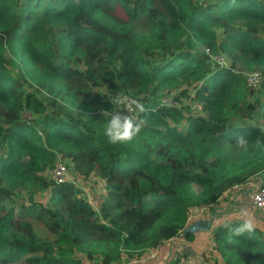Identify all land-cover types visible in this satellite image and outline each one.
<instances>
[{"label":"trees","instance_id":"trees-1","mask_svg":"<svg viewBox=\"0 0 264 264\" xmlns=\"http://www.w3.org/2000/svg\"><path fill=\"white\" fill-rule=\"evenodd\" d=\"M192 89L203 114L159 102ZM116 93L148 109L131 143L103 134ZM258 126L264 0H0V264H186L171 240L196 213L264 187V151L234 144ZM240 222L214 225L206 264H264V231Z\"/></svg>","mask_w":264,"mask_h":264},{"label":"clouds","instance_id":"clouds-1","mask_svg":"<svg viewBox=\"0 0 264 264\" xmlns=\"http://www.w3.org/2000/svg\"><path fill=\"white\" fill-rule=\"evenodd\" d=\"M108 101L117 106H123V111L118 110L110 113L109 118L104 126L103 134L110 144L131 143L141 134L146 120L142 114L148 109L142 102L141 98L130 96L128 94L116 93L108 98ZM104 114V112H103ZM261 133H264V126H258ZM237 149L248 152L250 148L264 151V141L256 139L255 143L250 145L248 137L238 135L234 141ZM255 224L246 214L242 216L241 222L233 229L234 234L240 235L245 232L252 233Z\"/></svg>","mask_w":264,"mask_h":264},{"label":"crops","instance_id":"crops-1","mask_svg":"<svg viewBox=\"0 0 264 264\" xmlns=\"http://www.w3.org/2000/svg\"><path fill=\"white\" fill-rule=\"evenodd\" d=\"M255 180L260 182L259 178ZM242 187H246V185ZM235 189L236 188H234V191ZM238 189H241L242 192V188ZM234 191H230L223 197V201L216 206V210L207 211L206 209L193 216L192 223L188 226L195 227L193 232H195L196 235L192 241H186L181 237H175L171 240L170 255L168 257L169 262L175 261L177 256L182 253L186 257V264H206L202 260L201 254L204 246L210 244L212 241L213 227L215 224L222 223L228 219H241L242 216L246 214L253 220L255 226L264 231V212L252 207L249 202L250 196L248 201L240 205L230 201V199H228V197H230L229 194L234 193L233 195L237 196L236 191ZM212 219H215V224L211 222Z\"/></svg>","mask_w":264,"mask_h":264},{"label":"built area","instance_id":"built-area-1","mask_svg":"<svg viewBox=\"0 0 264 264\" xmlns=\"http://www.w3.org/2000/svg\"><path fill=\"white\" fill-rule=\"evenodd\" d=\"M205 51L208 53L209 49L206 48ZM211 59L219 65H227V59L222 54H213ZM246 82L248 86L257 87L261 80V71L255 70L246 72L245 74ZM128 94V93H123ZM175 93H170L162 95L159 98L161 105L175 108H184L186 112L190 114H203V105L197 98H195V89L189 90L187 95L176 97ZM132 96L131 94H128ZM123 107V106H122ZM23 120H27L29 117V112H23L21 115ZM69 176L68 169L63 162H58L51 171V178L59 183L63 182ZM249 202L251 205L264 212V187L261 184H255L252 188V193L250 195Z\"/></svg>","mask_w":264,"mask_h":264},{"label":"rangeland","instance_id":"rangeland-1","mask_svg":"<svg viewBox=\"0 0 264 264\" xmlns=\"http://www.w3.org/2000/svg\"><path fill=\"white\" fill-rule=\"evenodd\" d=\"M243 71H247V70H243ZM250 182H252V183H247L246 187H242V192H241V189H238L239 187H235L236 188L235 191H236L237 196L233 195L234 193L233 194H229L230 201H233L234 203H237L239 205L243 204L245 201H248L249 196L251 195V191H252V188L254 187V185L258 184V183L261 184L260 182H257L254 179L251 180ZM233 191H234V188L232 189V192ZM91 198L94 199L93 196H91Z\"/></svg>","mask_w":264,"mask_h":264},{"label":"water","instance_id":"water-1","mask_svg":"<svg viewBox=\"0 0 264 264\" xmlns=\"http://www.w3.org/2000/svg\"><path fill=\"white\" fill-rule=\"evenodd\" d=\"M262 175L264 176V170L262 172ZM186 230L193 232L195 230V227L191 226V227L186 228Z\"/></svg>","mask_w":264,"mask_h":264}]
</instances>
